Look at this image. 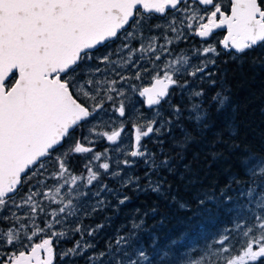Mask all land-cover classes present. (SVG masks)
I'll return each mask as SVG.
<instances>
[{
    "label": "snow or ice",
    "instance_id": "1",
    "mask_svg": "<svg viewBox=\"0 0 264 264\" xmlns=\"http://www.w3.org/2000/svg\"><path fill=\"white\" fill-rule=\"evenodd\" d=\"M227 3L229 10H225L222 0H0V229H3L0 264H54L57 256L64 260L83 255L94 247L84 240L85 229L81 224L74 229L62 227L84 207L83 204L76 206L74 201L88 193L78 192L76 185L83 182L84 187L89 188L102 174L120 176L121 171L110 169L119 164L133 165L134 161L127 159L128 156H148L142 138L160 133L164 125L172 121H164L157 115L143 128L132 123L131 150L116 149L125 156L123 160L114 159L109 149L95 150L97 136L110 144L120 139L125 130L123 120L110 130L102 129V122L96 121L87 130L90 135L75 139L74 131L101 111L109 114L112 125L115 117H125V97L129 90L138 92L148 109H158L171 95L173 87L183 90L190 86L187 80L181 83L178 76L200 74L203 79L209 64L216 62L207 57L219 55L214 44L193 50L195 55L205 59L191 71L177 68L181 63H189L186 56L157 66L162 57L171 53V46L181 39L196 36L206 41L214 30L226 28V34L218 42L225 50L242 54L264 46V0H227ZM168 10L172 15L167 23L152 26L163 29L164 43H158L159 37L153 35L147 45H130L129 41L137 37L136 30L146 23V18L151 19L152 14L165 16ZM139 35L143 36V32ZM117 38L122 39V43L114 52L118 57L126 53V58L120 62L111 59L113 51L96 57L100 64L108 67L89 69L91 74L80 81L77 66L83 61H92L93 50ZM145 62L149 67L144 66ZM129 66L134 75L118 71ZM150 70L156 74L149 86L137 88L135 83H129L141 80ZM191 95L202 97L204 92L194 91ZM212 99L219 100L221 105L224 103L219 94ZM197 107L193 105L194 109ZM173 112L179 115V107L173 108ZM195 118L201 120L202 115L197 114ZM158 123L160 127H156ZM68 141H71L69 146L59 151ZM89 153L92 155L83 165L87 175L73 174L69 166L71 157ZM145 163L149 161L146 159ZM243 164L247 175L264 178V159L250 156ZM50 168L54 170L49 171ZM49 179L57 181L55 195L53 189L46 187ZM132 182L131 177L124 181L125 184ZM25 186L27 192L18 197L17 193ZM159 187L153 190L158 191ZM64 188L68 193L61 195ZM107 190L106 184L101 185L100 191L92 195L100 197ZM254 193L255 187L248 190L250 203ZM37 197L57 207L49 210ZM104 203L103 199H98L92 212ZM21 209H24L23 214L19 212ZM38 217L51 219H44L41 226ZM57 226H61L59 230ZM101 227L88 230L87 235L94 236ZM69 231L79 233L81 238L71 248L57 253L55 242ZM126 242L125 236H118L114 244L109 241L106 251L88 257L89 264H145L149 261L145 249L127 251ZM256 262L264 264V194L256 197L248 219L236 223L234 229H225V234L207 245L202 255L189 260L188 264Z\"/></svg>",
    "mask_w": 264,
    "mask_h": 264
},
{
    "label": "trees",
    "instance_id": "2",
    "mask_svg": "<svg viewBox=\"0 0 264 264\" xmlns=\"http://www.w3.org/2000/svg\"><path fill=\"white\" fill-rule=\"evenodd\" d=\"M222 2L226 10L229 4ZM158 16L152 14L151 18ZM199 39L194 36L180 46L188 49L187 45L199 44ZM218 53L203 79L200 75L178 78L181 83L187 80L192 92L202 90L204 95H191L190 99L184 89L172 88L169 103L181 113H166L163 118L172 123L145 141L152 158L149 163L133 160V184L107 180L118 188L124 203L103 206L82 218L85 227L103 226L96 233L117 229L118 234L130 233L128 216L139 219L141 228L135 234L141 235L139 245L150 253L147 264H178L175 260L201 256L198 245H204L205 235L234 229L238 218L232 207L241 202L238 192L250 182L264 179L247 175L243 164L250 156L264 159V46L242 54L222 48ZM209 73L213 75L209 77ZM217 94L224 99L222 105L212 99ZM193 105L199 106L201 120L191 113ZM77 130L79 137L83 129ZM76 156L79 158L76 154L70 159L73 173H78L73 166ZM157 185L159 190L154 191ZM26 191L22 187L17 196ZM98 249L103 251L105 245ZM153 249L158 251L152 253Z\"/></svg>",
    "mask_w": 264,
    "mask_h": 264
},
{
    "label": "rangeland",
    "instance_id": "3",
    "mask_svg": "<svg viewBox=\"0 0 264 264\" xmlns=\"http://www.w3.org/2000/svg\"><path fill=\"white\" fill-rule=\"evenodd\" d=\"M197 7L199 8V7H204V6L197 5ZM209 10H210V6H209ZM171 15H172V11L170 10V11H168V14L165 16L159 15L157 18H151V20L146 18V23L142 27L137 28V30H136L138 33L137 37L135 39H132L129 41L130 45L132 47H138L141 43H144L145 45H147L149 38L153 35H156L159 37L158 43H164L163 29H153L152 26L156 25V24H161V25L166 24L169 16H171ZM129 30H131V29H129ZM140 32H143V36L139 35ZM177 34H179V33H177ZM185 34H187V33H185ZM169 35L171 36L172 33H169ZM221 35H222V32L220 30L213 32V34L209 38H207L206 41L199 39V44L193 45V46L187 45L186 47L188 49H185L183 45L180 46L181 41L191 42L192 40H194V36H189V38L187 40L181 39L180 41H177L175 44H173L171 46V53L169 55L162 57V60L157 62V66H162L165 61H171L173 59H179V58L186 56L189 59V63L187 65L181 63V64L177 65V68H179L181 70L187 69V71H191L194 66L199 65L201 63V61L203 59H205V57H200V56L195 55L193 50L197 49V48L202 49L207 44H214L217 47V51L221 50L220 45L218 43L220 38H221ZM121 43H122V39L117 38L114 41H112V42L109 41L108 44L103 45V46L97 48L96 50H93V52H92V55L94 57L93 60L90 62L87 60L83 61L81 64H79L77 66V71L79 72V80L83 81V80H86L88 78V75L91 74L89 72V69H95L96 67H101V68L108 67L107 65L100 64L99 61L96 59V57H102L103 55L107 54L109 51H113V56L111 57V59L117 60L118 62H120V61H122L123 58H126V53L121 54V56L118 57L114 52V50ZM137 55H139V54H137ZM212 58H213V56H211V55L209 57H207V59H212ZM144 66L149 67V64L147 62H145ZM118 71H120L122 74L134 75V70L130 66L127 67L126 69L125 68L118 69ZM155 74H156L155 72L150 70L148 73H144L142 75L141 80H139V81L133 80V81H129V83H135L137 85V88H141L142 86L149 84L152 80V76ZM100 75H102V74H100ZM198 75H200V74H198ZM204 75H205V73L203 74V76ZM184 76H187V75L178 76L177 78L181 79ZM113 78H115V77H113ZM173 89H175V87ZM173 89H171L170 91H172ZM184 92H185L186 96L191 99L192 86L185 88ZM169 99H170V96L168 97L167 100L163 101L160 106H158V109L157 108L145 109L142 107L143 98L139 97L138 92L133 93V92H131V90H129L128 95L125 97V101H126V115H125V117H123V118L118 117V116L115 117L114 125H112V124H110V121H109V114L105 111H101V112L97 113L95 117L90 118L89 122L82 125V129H83L82 135H90V133H88L87 130L90 126L95 124L96 121L102 122L100 125V127L102 129L110 130L111 126H118L120 121L123 120V122L125 124V130L117 142L110 144L103 137H100V136L95 137V140H96L95 150L96 151L103 152L105 149H109L110 155L114 159L118 158L119 160H123V159H125V156L121 153H118L116 151V149L120 148L124 151H130L131 150V144H132V127H131V125H132V123L140 124L141 127L143 128L147 124L148 120L156 118L157 115H159L160 117L163 118L165 115H167L166 113L173 112V107L171 106L172 104L169 103ZM107 107H110V105H106V108ZM141 113L143 114V116H141ZM191 113L194 114V117H196V115L199 114V111L197 108H195L191 111ZM163 120L166 121L164 118H163ZM166 125L167 124L164 125L163 129L166 128ZM156 127H160V124L158 123L156 125ZM160 133H158V134H160ZM77 134H78V130L77 131L75 130L73 133V139L77 138L76 137ZM158 134L153 133V134H150L149 137L142 138V144L144 146H146L145 141L152 140ZM70 143H71V141L66 142L63 146L60 147L59 151L63 152L64 149H66ZM96 147H98L99 150H97ZM147 150H148V148H147ZM148 153H149V155L146 157H135V158H133V157L128 156L127 159L132 160V161L136 160V159H142L143 161H145L147 159L150 162L152 156L150 155L149 150H148ZM91 155L92 154H90V153L89 154H78L79 158L76 156L75 162L73 163V166L78 171V173H73V172L72 173L76 174V175L86 176L87 175L86 170L83 168V165H80V164H85L87 162V160L90 159ZM78 159H80V161H78ZM105 159H107V157H105ZM259 160H261V159H259ZM94 167H96V165H94ZM53 170H54V168L49 169V171H53ZM100 171L102 172V170H100ZM110 171H121V175L120 176H110V175L102 174L100 180L98 182H94V184L89 188H85L83 182H78V184L76 185V190L78 192H87L88 195L85 197H82L81 200L74 201V204L76 206H80L81 204H83L84 207L81 208V211L78 213L77 216L72 217L66 225L62 226V227H65L67 229H74L77 226V224H81L85 229L84 240L90 244H93L94 247L92 249L88 250L87 252H85L83 255H78L75 257H67L64 260H60V257L57 256L54 260V264H89L88 257L95 254V253H99L100 251H99L98 247H100V245L101 246L105 245V249L103 251H106V245L109 243V241H111L114 244L115 240L118 236L127 237V242L125 244V249L127 251H132V249H141V248L145 249L141 245H139V241L141 240V235L138 236L137 233L135 234V232L141 228L140 220L134 218L133 215L128 216L129 228L131 229L130 233L118 234V230L113 229L112 231H109L107 233H103V232L96 233L92 237H89L87 235L88 230L95 229V228H97L98 225H100V224H98V225H94L91 227H85V225L82 223V218L84 216H86L85 213L87 212V213L91 214L92 206L96 203V201L98 199H103L105 201V203L103 205H101V207H103V206L113 207V206H116L123 199V195L120 193L118 188L111 186L107 182V180H112V181L118 183L119 185H123V184H125L124 181L127 180L129 177L133 178L131 166L126 167L123 164H119L118 167L113 166L110 169ZM67 178H68V175L66 174L65 179H67ZM62 182L63 181H60V183H62ZM133 182H134V179H133ZM133 182L131 184H133ZM33 183H35V181ZM105 184L107 185L108 190L102 192L100 197H95L94 195H92L93 193L100 191V186L105 185ZM262 185H264V179H262L260 181H252L247 186H245L243 189H241L238 192L239 196H241L240 197L241 202L233 204V207H232L233 214L237 215V218H238L237 221L238 222H240L241 220H246L249 218L250 208L254 205L256 197L259 194H264V186H262ZM55 186H57V181L49 179L46 183L47 188L53 189V195H55V192H54ZM253 187L256 188V193H254L253 196L251 197V203H250V198L247 195V193H248V190L250 188H253ZM41 190L43 191L44 188L42 187ZM67 193H68V189L64 188L61 195H66ZM37 200L41 201L46 206H48L49 210L57 207L56 204H49V202L46 200H43L42 197H37ZM19 212H20V214H23L24 209L19 210ZM121 215H124V214H121ZM245 215L247 216L246 218L244 217ZM44 219H51V218L50 217H38V223H40L41 226H43V220ZM122 222L124 223L125 221H122ZM134 225H136L138 227H134ZM60 227L61 226H57V230H59ZM222 234H224V233L221 232V233H216L215 235H213V234H209L207 236L205 235V237H203L204 245H201V244L198 245L200 247L199 250H200L201 254L203 253V250L206 249L207 245L211 244L214 240L218 239L220 237V235H222ZM2 236H3V229H0V238H2ZM80 238L81 237H80L79 233H74V232L69 231L67 236H65L63 238H59L55 242L56 252L62 253L66 249L71 248L75 244L76 240H79ZM188 244L193 245V241L189 240ZM157 251H158V249H153L152 253H156ZM160 251H161V249H160ZM147 254L150 257V253L147 252ZM199 257L190 256L186 260H175V261H177L178 264H188L189 260H195V259H198ZM147 263H148V261L145 262V264H147Z\"/></svg>",
    "mask_w": 264,
    "mask_h": 264
},
{
    "label": "water",
    "instance_id": "4",
    "mask_svg": "<svg viewBox=\"0 0 264 264\" xmlns=\"http://www.w3.org/2000/svg\"><path fill=\"white\" fill-rule=\"evenodd\" d=\"M230 9V4H229V6H228V10ZM218 30H220V31H223V33H222V36H221V38H220V40L221 39H223V36L226 34V31H227V29L226 28H222V29H217V30H214V32H216V31H218ZM201 39V38H200ZM220 47H222V46H220ZM223 48V47H222ZM224 49V48H223ZM225 50V49H224ZM225 51H228V50H225ZM229 51H233V52H235V50H231V49H229ZM151 84V82L149 83V84H147V85H144V86H142V87H147V86H149ZM141 87V88H142ZM143 101V100H142ZM142 107L143 108H145V109H148L147 108V106H145L144 104H143V102H142Z\"/></svg>",
    "mask_w": 264,
    "mask_h": 264
},
{
    "label": "flooded vegetation",
    "instance_id": "5",
    "mask_svg": "<svg viewBox=\"0 0 264 264\" xmlns=\"http://www.w3.org/2000/svg\"><path fill=\"white\" fill-rule=\"evenodd\" d=\"M226 10H228V8H226ZM221 32H223V31H221Z\"/></svg>",
    "mask_w": 264,
    "mask_h": 264
},
{
    "label": "bare ground",
    "instance_id": "6",
    "mask_svg": "<svg viewBox=\"0 0 264 264\" xmlns=\"http://www.w3.org/2000/svg\"><path fill=\"white\" fill-rule=\"evenodd\" d=\"M168 11H170V10H168ZM148 176V175H147Z\"/></svg>",
    "mask_w": 264,
    "mask_h": 264
}]
</instances>
